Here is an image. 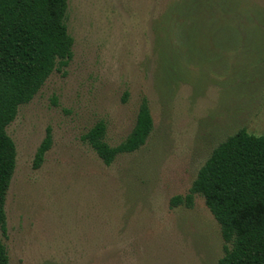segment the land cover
I'll return each mask as SVG.
<instances>
[{
  "label": "rangeland",
  "instance_id": "374dc122",
  "mask_svg": "<svg viewBox=\"0 0 264 264\" xmlns=\"http://www.w3.org/2000/svg\"><path fill=\"white\" fill-rule=\"evenodd\" d=\"M68 2L73 58L7 127L17 147L1 233L10 264H218L225 241L204 197L192 208L170 201L228 136L264 133V0H198L195 11L191 0ZM184 22L198 23V65L185 61ZM144 97L146 144L105 164L82 136L103 120L120 144Z\"/></svg>",
  "mask_w": 264,
  "mask_h": 264
},
{
  "label": "trees",
  "instance_id": "16d2710c",
  "mask_svg": "<svg viewBox=\"0 0 264 264\" xmlns=\"http://www.w3.org/2000/svg\"><path fill=\"white\" fill-rule=\"evenodd\" d=\"M191 4L196 7L194 11L198 9V0H191ZM68 8V0H0V264H10L1 233L6 231V199L17 160L16 143L7 127L54 70H61L72 60L75 40L68 30ZM235 21L232 29L237 46L243 27ZM161 25L156 29L158 41L166 33ZM179 28L187 49L185 61L198 65V41L194 37L198 23L184 22ZM163 56L165 62L177 65L169 52ZM153 129L152 110L144 97L134 128L120 144L113 146L106 140L107 124L103 120L82 138L105 164L111 165L118 155L145 145ZM52 145L49 127L37 150L34 168L42 166ZM196 195L204 197L221 226L225 253L218 264H264V133L254 134L242 127L220 142L199 169L189 192L173 196L170 205L192 208Z\"/></svg>",
  "mask_w": 264,
  "mask_h": 264
}]
</instances>
